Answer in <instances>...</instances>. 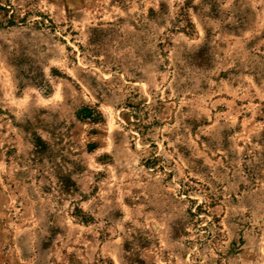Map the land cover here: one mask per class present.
I'll return each instance as SVG.
<instances>
[{"label": "rangeland", "instance_id": "obj_1", "mask_svg": "<svg viewBox=\"0 0 264 264\" xmlns=\"http://www.w3.org/2000/svg\"><path fill=\"white\" fill-rule=\"evenodd\" d=\"M0 264H264V0H0Z\"/></svg>", "mask_w": 264, "mask_h": 264}, {"label": "trees", "instance_id": "obj_2", "mask_svg": "<svg viewBox=\"0 0 264 264\" xmlns=\"http://www.w3.org/2000/svg\"><path fill=\"white\" fill-rule=\"evenodd\" d=\"M191 25V23H190ZM89 118L92 120V121H101L102 120V115L101 113L97 110L96 111V115H91L89 116Z\"/></svg>", "mask_w": 264, "mask_h": 264}]
</instances>
